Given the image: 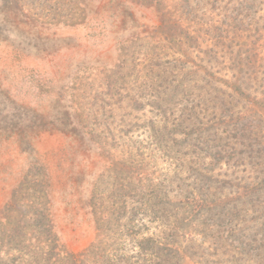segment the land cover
Masks as SVG:
<instances>
[{"label": "rangeland", "instance_id": "rangeland-1", "mask_svg": "<svg viewBox=\"0 0 264 264\" xmlns=\"http://www.w3.org/2000/svg\"><path fill=\"white\" fill-rule=\"evenodd\" d=\"M118 1L0 0V264H264V0Z\"/></svg>", "mask_w": 264, "mask_h": 264}, {"label": "trees", "instance_id": "trees-1", "mask_svg": "<svg viewBox=\"0 0 264 264\" xmlns=\"http://www.w3.org/2000/svg\"><path fill=\"white\" fill-rule=\"evenodd\" d=\"M143 1L146 2L147 4H150L151 6H152V3H154V6H155L156 9H160L161 7H163V2L161 0H143ZM117 2H119V1L116 0V3ZM165 17H166V13L165 12H161V17H160L161 20L160 21H164L165 20V21H167L166 24H168V20H166ZM163 23H165V22H163ZM168 25L171 26L174 30L175 29H178V31H179L178 33L180 34V36L179 35H176L174 37V42L177 43L178 46L181 45L182 43H184L185 42V39L193 40V38L191 36H189V34H184L183 36H181L180 29H182V28H181V26H179V24L175 23V21L172 22L171 24H168ZM213 42H214V46H216L217 43H216L215 39L212 40V43ZM219 46H220V44H219ZM191 47H193V49H196V47H200V45L198 44V45H195L194 46L193 44H190L189 43V45L186 47V50L188 48L191 49ZM168 64L170 65V63H168ZM174 67H175V65H172L171 64L170 67L167 69V68H163L162 65H161V69L162 70L159 71V74H158L159 78L160 77H163L164 78V81H166L168 75H170V74H172V77L175 78L176 76H173L174 75V70H175ZM241 72H243V71H241ZM161 75H163V76H161ZM211 75L213 76L214 73H211ZM186 77L188 78V75L185 76V79H183L184 77L182 78L183 81L180 80V79H179L180 81L179 80H175V82L178 81V82H176L177 84L175 83L176 84L175 87L181 89L182 86L183 87L185 86L187 88L186 84H192V81H189L188 79L186 80ZM185 80H186V83H185ZM234 90L237 91L235 87H234ZM234 97H235V95L232 92V95L230 96L229 101H233ZM231 104H232V108H235L236 105H237V102L231 103ZM259 104H260V102H259ZM195 108H197V107H195ZM193 116L197 118V112ZM189 125L192 126L193 124L191 123ZM197 126H198V124L195 123L194 124V128L198 131ZM184 129H188V126L187 127L184 126ZM190 133H192V132H190ZM190 133H186V134H190ZM234 143L236 144V142H234ZM234 143H232L233 146H235ZM257 153H262L261 152V149L258 150ZM249 157H251V156H249ZM192 171H194V170H192ZM208 173H212V172L211 171H208ZM205 174H207V172ZM205 174L203 173V175H205ZM262 190H264V180L263 181H259L254 186H252V188L250 189V192H252L254 194H257V193H262ZM211 195H212L213 198H211L210 202H209V199H208L209 196L194 195L191 199H189L188 197H184L183 198V203L185 202L186 204H188V203L189 204H192L191 206L193 207V208L190 209L191 212H189L190 217L188 219H186L184 221L182 220L180 222L182 224L185 223V225L184 224L183 225L185 226L186 229H192L191 232L194 231V228L200 227V226H198L199 225L198 224V221H202V216L205 217L206 214H210V212H212L210 207L211 206H215L216 201L214 199L217 198V196L215 194H211ZM159 196H161V195H159ZM203 197H205V198H203ZM175 201H177V203H178L180 201V199L178 200L176 198L174 201H172L171 198H169L167 196V193L166 192H163L162 198H161V203L162 204H166V203H168V204L169 203H172L173 204ZM177 203L173 204V207L175 209H178L179 208V204H177ZM181 209H185V211H187L186 210L187 209L186 206L181 207ZM41 213L44 214V215L46 214L45 211L44 212L41 211ZM43 217L44 216H42V218ZM163 217H165V216H159V217H157L155 219H161V220L163 219V221H164L165 219ZM191 217H192V219L189 221V219ZM46 218H47V216H46ZM184 226H182V227H184ZM202 228H203V226H202ZM206 230H207V228H206ZM166 232L167 231L162 232L163 235L160 238H157V239H154V240L151 239V238L143 239V241L145 240L144 241L145 242L144 244L148 246V247H146V249H144L145 253L147 251H151L152 252V249L153 248H157L158 250H161V253L164 256H167L168 257V256H170L172 254H173V256L182 254V259H183L185 257V255H187L186 253H187L188 250L187 249H184V251H183L180 246H177V243H178L177 241L176 242H170L169 244H166V243L163 244V242H160V240L161 241H165V239L167 237ZM201 233H203V232H201ZM174 244H176V246ZM161 247H164V248H161ZM165 261H168V258L165 259ZM73 264H75V262H73ZM195 264H200V263L199 262H195Z\"/></svg>", "mask_w": 264, "mask_h": 264}]
</instances>
